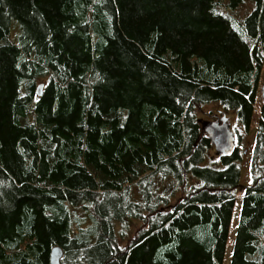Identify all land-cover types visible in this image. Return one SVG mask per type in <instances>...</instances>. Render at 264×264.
I'll return each mask as SVG.
<instances>
[{"label": "trees", "instance_id": "obj_1", "mask_svg": "<svg viewBox=\"0 0 264 264\" xmlns=\"http://www.w3.org/2000/svg\"><path fill=\"white\" fill-rule=\"evenodd\" d=\"M263 68L264 0H0V264H264Z\"/></svg>", "mask_w": 264, "mask_h": 264}, {"label": "rangeland", "instance_id": "obj_2", "mask_svg": "<svg viewBox=\"0 0 264 264\" xmlns=\"http://www.w3.org/2000/svg\"><path fill=\"white\" fill-rule=\"evenodd\" d=\"M246 12V8L242 7L240 10V14H244ZM242 14V15H243ZM15 34H17V31L14 30L12 32V37L15 36ZM263 80H264V68L262 69L261 72V80L259 81L258 84V90H259V95L260 97H258L257 99V103L255 105V116H254V121L252 124V129L251 131L247 134L244 133L242 131V129L238 126L236 118H235V114L232 111H224L222 110V108L219 105L216 104H206L201 106V110L198 113V117L199 118H204V119H209V117H211V114L213 112L217 113L218 111H221V113H224L227 118H228V122L230 123L232 129L238 133L240 139H239V143L237 144V146L240 149V152L242 153V160L240 161V166L242 168V174H241V179L242 182L244 183H249L250 179H251V173H250V152H251V147L254 143V138H255V125H256V121L257 118L259 116V107L260 105L263 103V100L261 98V86L263 84ZM213 149L211 150V155H213ZM239 207H240V198H238L236 200L235 206H234V215H233V219L232 222L230 224V228H229V237H228V250L226 251V255L224 258V262L223 264H229V260H230V252H229V247H231L233 240H234V236H235V232H236V225H237V216L239 213ZM129 229L130 231L128 232V234L131 236L134 231L137 229L138 226H140L139 222L136 221H132L130 220L129 223Z\"/></svg>", "mask_w": 264, "mask_h": 264}, {"label": "water", "instance_id": "obj_3", "mask_svg": "<svg viewBox=\"0 0 264 264\" xmlns=\"http://www.w3.org/2000/svg\"><path fill=\"white\" fill-rule=\"evenodd\" d=\"M42 87L43 84L40 83L37 87V95L41 94ZM261 98L264 107V80L261 86ZM201 124L202 130L209 138L216 155H226L233 152L236 147V137L224 113H221L216 120H203ZM61 255V249L59 247H53L50 253L49 264H60L59 260Z\"/></svg>", "mask_w": 264, "mask_h": 264}, {"label": "flooded vegetation", "instance_id": "obj_4", "mask_svg": "<svg viewBox=\"0 0 264 264\" xmlns=\"http://www.w3.org/2000/svg\"><path fill=\"white\" fill-rule=\"evenodd\" d=\"M220 114H221V111H218L217 113L213 112V113L211 114V117H209V119H204V120H208V121L216 120V119L220 116ZM230 127H231V125H230ZM231 129H232V127H231ZM232 131H233L234 134H235V137H236V146H237V144L239 143V139H240V137H239L238 133L235 132L233 129H232Z\"/></svg>", "mask_w": 264, "mask_h": 264}]
</instances>
